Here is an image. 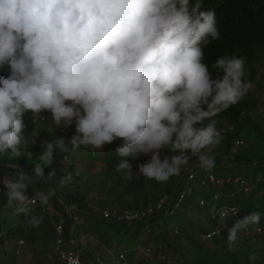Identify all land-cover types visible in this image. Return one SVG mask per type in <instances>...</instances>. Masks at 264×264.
Returning <instances> with one entry per match:
<instances>
[{"label":"clouds","instance_id":"9594fccd","mask_svg":"<svg viewBox=\"0 0 264 264\" xmlns=\"http://www.w3.org/2000/svg\"><path fill=\"white\" fill-rule=\"evenodd\" d=\"M223 10L222 0H0V154L31 156L36 150L40 162L33 172L44 177L55 155L65 153L62 166L70 167L74 152L89 161L81 147L98 149L103 156L96 165L105 171L110 164L104 152L119 139L110 160L112 166L120 162L117 171L132 168L129 158L150 154L146 163L137 165L145 178L166 182L188 173L177 204L183 193L187 199L199 190L189 185L192 182L225 188L224 193H215L214 200L220 204H214L207 221L203 220V227L209 229L204 241H218L239 255L249 251L253 262L264 263V246L256 251L251 240L242 236L264 233L263 210L251 200L259 189L252 190L243 179L233 185L231 177L222 178L231 181L221 186L213 168V147L222 144L228 132L223 122L233 130L226 115L249 90L258 94L257 111L244 109L239 118L255 120L256 113L263 117L258 111L263 88L258 85L264 87V50L253 62L257 70L253 79L247 58L235 44L212 55L204 53L223 35L218 20ZM254 10L264 17V7ZM231 30L224 35L231 37ZM28 120L34 128L30 136H23ZM37 129L47 135L40 146L33 141ZM242 137L234 140L232 150L244 148ZM238 142H243L242 148L236 146ZM162 149L168 151L161 154ZM55 175V169L47 173L48 178ZM71 181L68 173L58 182L64 213L53 224V249L57 261L68 264L55 249L57 228L62 225L64 239L76 241L72 250L85 264L80 249L82 236L87 235L78 231L77 207L68 204L66 186ZM30 183L23 172L15 179H0V199L4 197L6 206L22 216L23 224L32 211L39 214L36 208L48 204L56 191L33 188L28 193ZM239 198H245L247 205H237ZM195 199H200L199 206H207L201 196ZM139 212L141 218L114 221L132 224L147 213ZM67 219L73 221L68 238ZM30 220L38 226L41 213ZM7 224L0 230V252L5 254L0 258H21L32 236L24 231V236L14 237L20 224ZM238 237L246 243L243 249L238 247ZM118 252L114 263L132 264L125 251ZM146 252L153 253L150 248Z\"/></svg>","mask_w":264,"mask_h":264},{"label":"trees","instance_id":"16d2710c","mask_svg":"<svg viewBox=\"0 0 264 264\" xmlns=\"http://www.w3.org/2000/svg\"><path fill=\"white\" fill-rule=\"evenodd\" d=\"M222 1L224 3V10L220 13L218 20L223 35H221L218 41L213 43L209 49L204 50V53L212 55L228 44H235L239 52L247 58L250 64V77L253 79L257 72L253 62L258 58V52L264 50V17L257 16L254 8L259 6L264 7V0ZM230 29H232L230 32L231 37L225 36L224 34ZM246 81L249 83L251 82L249 79ZM262 88V85H258V89ZM257 97L258 94L256 91L253 93L249 90L247 95L239 101L240 105L238 107L236 106L235 109L231 110L226 115V120L230 126L233 127V130L232 133L227 132L224 137L223 154L214 157V159L215 164L216 162L221 164L225 161V167L223 170L215 168L221 178L225 177L227 179L229 177L234 178L235 176H242L243 181L246 185L253 188L252 190L256 188L259 189L258 192H262L264 191V180L261 181L258 179V176L260 173H264V155L258 160L257 154H264V147L260 145V142H264V139H261L260 141V138H264V136H260V138L256 136L257 138L252 144L251 151L246 148L237 151L232 150L234 140L242 135L244 136L247 133L249 126H255V134H259L262 129L261 125L256 124L254 119L246 118V120H243V118H239L240 112L244 109L254 112L257 111ZM258 118L260 119L261 117L259 116ZM25 124L26 127L22 135L30 136L34 125L31 123V120H28V122L25 121ZM118 143H120L119 139L111 144L114 150H105L104 154L106 156H104V158L110 165L106 167L103 174L99 176L90 177L89 171L87 170L83 172H75L73 171L72 165H70V170L72 172H66L62 166L64 165L63 159L65 153H60L54 156L53 164L45 169V176L38 177L33 172V166L40 161L36 158L38 152L33 150L31 156L22 153V156L17 157L11 151L0 154V179L4 176L9 177L10 179H15L19 173L23 172L29 176L31 182V176L36 180V185L33 187L30 183L27 188L28 190L34 188L38 191L41 190L42 192L47 193L49 189H56L55 195L49 197V202L45 205V208H49L50 210L41 213V220L46 218L49 219L51 214L55 216L56 220H58L64 213V210L58 201L60 193L57 180L68 173H72V181L66 186V188L69 189L68 204L77 207L75 214L82 222V224H79L78 226V231L87 236L93 235L94 237H103L106 245L111 248L114 247L113 244L115 243L123 245L128 241L132 246L131 249H136L141 246L136 243V241L146 228H148V233L155 234L156 225L166 219L169 223L171 222V218L177 216L176 219H178V221H175L177 233L175 234L174 239L170 240L167 233L164 232L158 234L157 239L160 245L165 244L169 250L178 254V259L181 262L180 264H264L257 261L253 262L249 255V251H245L243 255H239L221 246L218 244V241H204L203 235L209 230L207 227H200L197 229L196 233L193 234L191 230H189L190 228H195V226L192 225L193 222L191 221V218L186 216L185 220H182L181 211L180 213L175 212V206L179 200V193L187 187L188 183L186 178L188 173L181 172L177 177L173 176L166 182L149 180L143 175L139 177L137 174V165L146 163L150 154L142 155L135 160L129 158L132 168L117 171L116 166L120 162L115 166H112L110 160L115 157L114 152H116L115 150ZM80 150L87 153L89 161L97 160L99 162L100 157L98 156V149L93 150L91 148L81 147ZM160 151L162 154L164 152L166 153L168 150L162 149ZM229 165H231L230 168L228 167ZM98 167L99 166L95 165L91 169H97ZM245 167L247 169V175H240V171H244ZM200 168L203 169L202 167ZM51 169H55L56 175L55 177L48 178L47 173ZM129 170H131V176H129ZM74 178H76V180H78V178L87 179L88 184L86 186H80L73 182ZM82 187L86 189V192L81 191ZM197 192L193 196L194 198H196ZM89 193H94V195H99L100 193L105 194L107 200L116 203L119 202L121 205L127 204L125 203V200L130 195L133 198V207L135 210H143L144 212L149 210L148 205L150 203V196L157 198L158 201L164 197H168V200L161 209H155L152 214H148L142 219L129 224L127 222H116L114 220L95 218L92 210L88 208L86 196ZM3 199L4 197H2L0 201ZM251 200L255 203L256 207L260 205V208L264 213V192L258 194L257 197H253ZM100 201H103V199H100ZM0 204L2 203L0 202ZM107 204L109 203L107 202ZM124 208H128V205ZM42 210L43 207L41 206L37 208V211L39 212ZM17 217L18 214L15 212L14 208H11L7 214L4 215L0 206V230L2 227H6L8 225L7 223L16 220ZM20 220L19 231L13 233L14 237L24 236L25 234V229L22 226L24 225L23 221ZM195 223L196 222H194V224ZM72 224L73 221L67 219L65 226L67 238L70 235L69 230L71 229ZM48 236L51 241L55 240V232L53 229ZM160 263L168 264L164 261H160Z\"/></svg>","mask_w":264,"mask_h":264},{"label":"rangeland","instance_id":"374dc122","mask_svg":"<svg viewBox=\"0 0 264 264\" xmlns=\"http://www.w3.org/2000/svg\"><path fill=\"white\" fill-rule=\"evenodd\" d=\"M262 57L264 60V54L262 55ZM262 78L264 79V76H262ZM258 111H259V114L261 113V115H263L264 117V87L260 95V99L258 103ZM43 113H47V112H43ZM254 116H255V123L260 124L262 129L259 134L258 133L255 134V126L253 127L249 126V128L247 127L248 131L244 135L245 138L242 137V139L245 141L244 148L248 149L249 151H251L252 144L255 142L257 138L256 136H258L259 138L260 136H264V118L261 116V118L259 119L258 118L259 115L257 113ZM223 127L228 132L232 133V130L230 129L229 125L226 122H223ZM43 139H47V135H45V133L37 129L35 132V138L33 141H35L36 144L40 146V140H43ZM261 139H264V138H260V141ZM219 142H222V141H219ZM260 145L264 147V142H260ZM223 151H224L223 143L216 144L213 147L212 155L214 157L219 156V154H223ZM98 154H99L100 159H102L103 152L99 151ZM263 155H264L263 153L257 154V159L259 160L260 158L263 157ZM71 156H73V159H74L73 171L83 172L87 170L89 171L90 177H95V176H99L103 174L104 168L98 167L97 169H91L96 165L98 161L94 160V162H89L87 161V158L85 156H80L76 152L72 153ZM224 167H225V161H223L221 164H218L216 162L213 168L214 170L215 168L219 170H223ZM228 167L230 168L231 165H229ZM69 168H70L69 166L64 167V170L68 172ZM210 169L211 168H207L206 170H210ZM246 171L247 169L245 167L244 171H240L239 174L247 175ZM209 172H205L204 174L207 176ZM129 173H130L129 176H131V170H129ZM137 174L139 177L142 176L138 172V170H137ZM211 174H213L214 176V173H211ZM216 174L219 175L218 172H216ZM31 179H32L31 184L36 185L35 183L36 180L33 178V176H31ZM231 179L223 180L221 178L220 181L217 182V184L224 186V184L226 185V183L230 182ZM241 179H242V176H235L232 184L234 185L236 182H240ZM258 179H260L261 181L264 180V173H260V175L258 176ZM57 182H59V179L57 180ZM74 182L76 184H79L80 186H86L88 184L87 179H81V178H78V180L75 179ZM191 186L199 189L196 197L201 196L202 199H204V201L207 202V206L206 205L199 206L198 203L200 199H195L193 197L195 193L191 192L192 194L189 198L184 199L183 197L180 199L179 204L175 206V212L180 213L181 211L182 220H185L186 216L191 218V221L193 222L192 225L195 226V228L193 227V228H190L189 230H191V232L195 234L198 228L205 226L203 220L207 221V216L212 213L213 205L220 204L219 201L214 200L215 193L219 191L221 193H224L225 188H222V187L217 188L213 185H210L209 183L206 186L201 187L199 181L192 183ZM62 190L63 189L59 188V193L60 191L62 192ZM81 191L86 192V189L82 187ZM32 192H34V189L31 190V192L29 191L28 193H32ZM262 192H259L258 194H261ZM101 193L99 195H94V193H89L86 196L88 208L92 210L95 218L104 219V216H105L106 218H113V220H118V219L123 220V218H127V216H131L132 218H137L136 216L140 215V212L136 213V210L133 207L134 202H133L132 196L129 195L126 198L125 203L127 204L121 205L119 202L116 203L111 200H107V196ZM149 198H150V203L148 205L149 210L152 208H157L158 210L160 209L161 205L163 207L164 202L167 201L165 198L159 201L155 197L150 196ZM100 199H103V201H100ZM107 202L109 204H107ZM244 202H245V198H239L237 201V205L241 207V205H243ZM1 203H2L1 209L3 211V214L6 215L7 212L13 207L6 206V201H4V199L2 200ZM126 205H128V208H124ZM245 205L247 204H244V206ZM39 206L43 207V210L40 211V213H44L46 210H50L49 208L48 209L45 208V205L40 204ZM125 209H129L128 212L124 211ZM39 214H36L35 210L32 211V213H30V216H28L26 219V224L22 225L25 228L26 233L32 236L30 242L26 241V247L24 249L23 256L21 258L14 257L13 259H9V260H3L2 258H0V264H61L59 261H57L56 256L54 254L53 241H51L50 237L48 236L50 231L53 229V224H55L54 222H56V218L54 215L51 214L49 219L46 218V219L41 220V222L37 226L31 222L30 217L38 218ZM176 218L177 216L171 218V222L169 223L166 219L165 221H161L158 225H156L155 226L156 228L155 234L157 233L156 235L152 233H148L147 231L144 230L141 236L136 241V243L140 244L141 246L133 250L131 249L132 246L130 242L128 241H126L123 245L115 243L113 244L114 247L111 248L110 246L106 245L104 238L101 236L99 237H94L93 235L82 236L83 237L82 244H84V246L80 250L85 256V259H86L85 264H116L113 262V260H114L115 254L116 256L119 255L118 250L120 251L126 250L125 254L130 257L132 264H161L160 261H164L169 264H180L181 262L178 259V254H176L172 250H169L165 244L160 245L157 239V235L163 232L167 233L170 240L174 239L175 234L177 233L175 224L178 221V219ZM20 219H22V216H18L16 220L11 221L10 223L16 225L19 223ZM131 222L132 221H130V224ZM194 222L196 223L194 224ZM48 224H49V227H48ZM80 224H82V222H80ZM83 224H84V220H83ZM242 236L246 239L251 240L250 242L254 246V249L256 251L263 249L264 233L263 235H260V236H245V235H242ZM237 242L239 244L238 247L243 249L246 243L239 237L237 238ZM127 245H130V246H127ZM114 248L116 251L113 250ZM149 248L152 249L153 253L148 256V253L146 252V250ZM3 255L5 254L0 252V256H3ZM126 255H125V258H126ZM9 256H12V255H9Z\"/></svg>","mask_w":264,"mask_h":264},{"label":"built area","instance_id":"2783aa9c","mask_svg":"<svg viewBox=\"0 0 264 264\" xmlns=\"http://www.w3.org/2000/svg\"><path fill=\"white\" fill-rule=\"evenodd\" d=\"M236 146L237 147L243 146V142H238L236 144ZM190 178L193 179L194 175H191ZM211 179L214 181L213 177H211ZM183 197L184 198L186 197V193H183L181 198H183ZM165 199L167 200V197H165ZM166 202H164V203H166ZM161 208H162V205H161L160 209ZM155 209H157V208H152L147 213H143V215L146 216L148 214H152ZM137 212H139V211H136V213ZM136 217L137 218H132L131 216H127L126 219L127 220H135V219L141 218L142 217V213L140 212V215H137ZM57 233L59 235V238L57 239L55 249L60 254V256L63 259V261H65L68 264H83L81 257L74 250H72V247H73L74 244H76V241L74 239H71L68 242L67 240L64 239V227L62 225H60L57 228ZM148 252H150V250Z\"/></svg>","mask_w":264,"mask_h":264}]
</instances>
